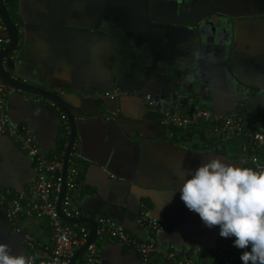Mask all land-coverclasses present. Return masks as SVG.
Returning <instances> with one entry per match:
<instances>
[{"label": "crops", "instance_id": "0c3cea01", "mask_svg": "<svg viewBox=\"0 0 264 264\" xmlns=\"http://www.w3.org/2000/svg\"><path fill=\"white\" fill-rule=\"evenodd\" d=\"M17 4L27 31L13 75L71 95L93 97L117 89L110 104L124 130L107 118L83 120L74 141L85 181L77 205L85 218L104 215L135 228L142 202L162 224L158 242L163 247L193 262L209 260L220 228L206 227L186 207L181 177L186 171L190 179L214 156L241 167L230 155L236 146L218 149L204 123L180 127L175 137L171 125L161 121L162 111L149 106L145 96L166 107L172 102L183 113L199 103L245 122L264 113V0H158L153 19L149 0ZM6 108L12 125L28 127L43 153L54 152L63 116L47 101L15 91ZM35 175L33 160L0 131V188L25 195ZM21 222L40 239L50 236L44 220ZM0 243L26 255L1 208ZM99 249V264H143L118 241L107 238ZM155 264L166 263L156 259Z\"/></svg>", "mask_w": 264, "mask_h": 264}, {"label": "built area", "instance_id": "2783aa9c", "mask_svg": "<svg viewBox=\"0 0 264 264\" xmlns=\"http://www.w3.org/2000/svg\"><path fill=\"white\" fill-rule=\"evenodd\" d=\"M9 42L6 27L0 17V50ZM14 91L0 76V131L11 137L33 160L36 175L28 183L25 195H13L9 190L0 188V206L4 208V216L11 231L21 236L26 256L32 260V264H69L76 250L88 241L91 228L86 223L69 224L60 217L57 200L63 184L64 149L60 153L47 155L41 151L28 127H15L11 124L6 103ZM145 99L149 106L162 111L164 123L174 127L207 124L211 128L212 142L218 149L225 144L234 145L236 150L232 155L240 161L241 167L264 170V113L259 114L252 122H245L237 117L216 115L199 103L194 104L190 113H183L176 106L166 107L162 101L149 95ZM77 156L74 142L69 152L65 189L60 202V212L71 219L86 216L77 205V199L85 189V181L76 166ZM25 218L44 220L50 228V236L43 240L30 233L21 222ZM137 221L148 232L147 238L131 234L110 217L97 216L95 237L74 264H99V244L107 238L133 249L143 264H155L156 259H161L166 264H242L240 256L244 250L234 246L235 237H220L209 260L193 262L158 242L162 224L148 214L147 206L142 202Z\"/></svg>", "mask_w": 264, "mask_h": 264}, {"label": "clouds", "instance_id": "9594fccd", "mask_svg": "<svg viewBox=\"0 0 264 264\" xmlns=\"http://www.w3.org/2000/svg\"><path fill=\"white\" fill-rule=\"evenodd\" d=\"M187 175L185 171L180 189L186 207L206 227L219 226L221 237H235L234 246L244 250L242 264H264V170L214 156L195 169L190 179H185ZM0 264H32V260L0 243Z\"/></svg>", "mask_w": 264, "mask_h": 264}, {"label": "water", "instance_id": "95a60500", "mask_svg": "<svg viewBox=\"0 0 264 264\" xmlns=\"http://www.w3.org/2000/svg\"><path fill=\"white\" fill-rule=\"evenodd\" d=\"M150 8L151 9H148V13H150V11L152 12L153 10L152 6H150ZM17 10L18 4L16 11L11 16L7 10L4 0H0V17L6 27V33L10 39L9 44L4 49L0 50V76L2 80L6 84L12 86L15 91L20 92L26 96L47 101L58 112L60 117L63 116L61 118L62 120L60 131L62 127L65 129V134L63 133L62 135L67 138V143L64 148L62 167L63 184L58 195L57 210L60 217L65 222L69 224L86 223L91 228V233L88 241L85 243V245L76 250L73 257L71 258L69 264H74L80 254L86 249L87 244L94 239L96 231V222L93 216L89 218L71 219L63 216L60 212V202L65 189L64 179L68 164L69 152L77 135L79 134V125L83 120H90L93 118H107L108 120H112L118 128L124 130L123 123L120 117L116 115L115 108L112 107V105L110 104L111 102L115 103V98L118 97V93L116 91L117 89H114L111 91H106L104 93H98L97 95H93V97H88L86 94L83 96L71 95L70 93L67 94L60 90H55L48 87H41L39 85L27 81L21 76L16 77V75H13L14 73L12 72L16 71L14 66L15 58H18L19 56V52L23 47V43L25 42V34L27 31V27L22 25V21L20 20V16L18 15ZM151 19H153V17H151ZM107 100L109 101L107 102ZM108 103L111 106H109ZM172 105L174 104L170 102L167 106ZM160 119L161 121H164L165 116L161 115ZM163 124L166 125V123ZM186 135L190 134L186 133ZM0 208L2 209V211H4V208L2 206H0ZM148 214L150 215L149 212ZM121 224L124 227L126 226L130 230L129 232L133 235L145 236L148 234L146 230L140 228L138 221L135 222V228L129 225H125L124 223ZM131 250L133 251V249Z\"/></svg>", "mask_w": 264, "mask_h": 264}, {"label": "trees", "instance_id": "16d2710c", "mask_svg": "<svg viewBox=\"0 0 264 264\" xmlns=\"http://www.w3.org/2000/svg\"><path fill=\"white\" fill-rule=\"evenodd\" d=\"M4 3L7 7L9 14L12 16V14L17 9V0H4ZM169 129L172 131V133H173V135H175V137H177L178 133H180L182 131V128L174 127L172 125L169 127ZM63 133L65 134V129L62 127L61 131H60L61 136L59 135V138L57 140V143H58L57 148L54 150V152L52 154L60 153L63 151L64 144L66 143V140H67V138L62 135Z\"/></svg>", "mask_w": 264, "mask_h": 264}, {"label": "flooded vegetation", "instance_id": "af4514ba", "mask_svg": "<svg viewBox=\"0 0 264 264\" xmlns=\"http://www.w3.org/2000/svg\"><path fill=\"white\" fill-rule=\"evenodd\" d=\"M157 4H158V0H149V5H148V8H147V10L148 9H151L150 8V6H152V12L150 11V13H149V15H150V17H154V15H155V7L157 6Z\"/></svg>", "mask_w": 264, "mask_h": 264}, {"label": "rangeland", "instance_id": "374dc122", "mask_svg": "<svg viewBox=\"0 0 264 264\" xmlns=\"http://www.w3.org/2000/svg\"><path fill=\"white\" fill-rule=\"evenodd\" d=\"M231 151H232V152H230V155H231L232 153H234L233 150H231Z\"/></svg>", "mask_w": 264, "mask_h": 264}]
</instances>
